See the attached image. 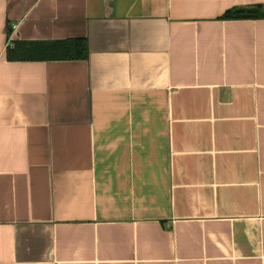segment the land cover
Returning a JSON list of instances; mask_svg holds the SVG:
<instances>
[{
  "label": "crops",
  "instance_id": "1",
  "mask_svg": "<svg viewBox=\"0 0 264 264\" xmlns=\"http://www.w3.org/2000/svg\"><path fill=\"white\" fill-rule=\"evenodd\" d=\"M263 5L0 0V264H264Z\"/></svg>",
  "mask_w": 264,
  "mask_h": 264
},
{
  "label": "trees",
  "instance_id": "2",
  "mask_svg": "<svg viewBox=\"0 0 264 264\" xmlns=\"http://www.w3.org/2000/svg\"><path fill=\"white\" fill-rule=\"evenodd\" d=\"M264 18V5L253 7H233L221 19ZM89 44L86 38H70L52 41L17 40L7 47L9 60H61L87 59Z\"/></svg>",
  "mask_w": 264,
  "mask_h": 264
}]
</instances>
